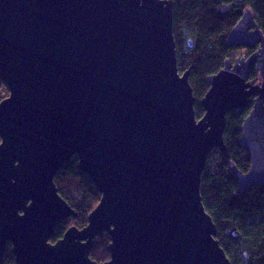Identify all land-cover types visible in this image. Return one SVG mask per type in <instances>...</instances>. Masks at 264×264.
<instances>
[{"label":"water","instance_id":"obj_1","mask_svg":"<svg viewBox=\"0 0 264 264\" xmlns=\"http://www.w3.org/2000/svg\"><path fill=\"white\" fill-rule=\"evenodd\" d=\"M227 44L257 47L206 79L195 116L179 73L170 0H0V264H231L200 196L209 154L226 153L225 118L252 109L239 145L243 193L264 185V36L246 10ZM254 68L260 81L249 80ZM100 200L87 225L54 229L75 212L54 177L71 158Z\"/></svg>","mask_w":264,"mask_h":264},{"label":"trees","instance_id":"obj_2","mask_svg":"<svg viewBox=\"0 0 264 264\" xmlns=\"http://www.w3.org/2000/svg\"><path fill=\"white\" fill-rule=\"evenodd\" d=\"M172 32L179 73L189 71V84L195 98L197 119L203 115L200 100L209 89L206 79L217 74L226 59L250 56L257 47L242 48L227 44V36L243 13L249 10L264 36V0H170ZM243 50V53L240 52ZM240 52V53H239ZM249 80L258 82L252 68ZM0 80V101L8 96ZM252 109V101L242 112H230L225 118L223 142L226 153L213 150L201 175L200 196L205 212L216 228V240L231 264H264V185L239 192L232 168L246 173L249 158L239 145L241 125ZM58 195L75 212V218L62 221L50 239L55 243L70 228L87 225L90 212L100 200L90 179L79 172L76 157L63 165L54 177ZM109 236L94 241L89 258L100 264L109 260ZM4 264H14L11 245L7 244Z\"/></svg>","mask_w":264,"mask_h":264},{"label":"rangeland","instance_id":"obj_3","mask_svg":"<svg viewBox=\"0 0 264 264\" xmlns=\"http://www.w3.org/2000/svg\"><path fill=\"white\" fill-rule=\"evenodd\" d=\"M240 52L243 53V50H240ZM240 52H239V53H240ZM239 56H242V55H239V54L236 55L235 57H233L232 61H233L236 57H239ZM245 56H246V55H245ZM259 81H260V78H259ZM259 81H258V82H259ZM255 83H257V82H255Z\"/></svg>","mask_w":264,"mask_h":264}]
</instances>
